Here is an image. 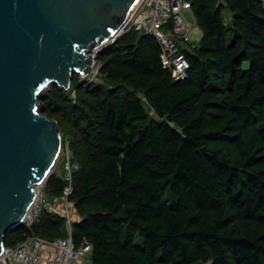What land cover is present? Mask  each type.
Instances as JSON below:
<instances>
[{
	"label": "trees",
	"instance_id": "obj_1",
	"mask_svg": "<svg viewBox=\"0 0 264 264\" xmlns=\"http://www.w3.org/2000/svg\"><path fill=\"white\" fill-rule=\"evenodd\" d=\"M218 2H193L202 38L182 49L186 79L130 31L98 53L106 84L74 74L75 98L56 83L40 97L77 162L73 239L90 240L92 264H264V0ZM65 185L47 180L54 197ZM65 222L43 211L5 246L63 237Z\"/></svg>",
	"mask_w": 264,
	"mask_h": 264
},
{
	"label": "water",
	"instance_id": "obj_2",
	"mask_svg": "<svg viewBox=\"0 0 264 264\" xmlns=\"http://www.w3.org/2000/svg\"><path fill=\"white\" fill-rule=\"evenodd\" d=\"M138 1L0 0V256L62 150L40 94L89 75L93 52L122 32Z\"/></svg>",
	"mask_w": 264,
	"mask_h": 264
},
{
	"label": "built area",
	"instance_id": "obj_3",
	"mask_svg": "<svg viewBox=\"0 0 264 264\" xmlns=\"http://www.w3.org/2000/svg\"><path fill=\"white\" fill-rule=\"evenodd\" d=\"M223 0H219L218 3ZM194 0H141L124 25L121 35L136 31L142 35L154 37L160 47V58L163 67L170 71L176 80L189 76L191 64L182 49H193L201 39L193 36L202 32L193 10ZM225 18V17H224ZM226 23H228L225 18ZM202 38V37H201ZM116 38L104 43L111 46ZM100 48H98L99 50ZM96 50L95 52H97ZM96 61L92 72L83 78L94 82L97 78ZM96 70V72H94ZM64 169L61 175L66 185L60 197H54L47 189V181L37 189L36 200L31 206L23 225L32 228L41 217L43 211H63L66 219V236L53 239L37 234H29L24 240L13 247H6L0 264H85L91 261L93 244L84 237L78 244L73 239V225L69 211L70 197L74 193L73 172L76 162L71 160L69 151L64 156ZM48 196L64 202V209H59L58 201H49Z\"/></svg>",
	"mask_w": 264,
	"mask_h": 264
},
{
	"label": "rangeland",
	"instance_id": "obj_4",
	"mask_svg": "<svg viewBox=\"0 0 264 264\" xmlns=\"http://www.w3.org/2000/svg\"><path fill=\"white\" fill-rule=\"evenodd\" d=\"M223 16L227 19V21L229 22V20H230V11L228 10V9H224L223 10ZM121 33V32H120ZM117 34L116 35V37H114V38H116V40L115 41H117V40H119L120 38H121V34ZM194 38H196V39H201V37H202V32H200L198 35H196V36H193ZM106 47V44L104 45V46H101V47H99L100 49L98 50V49H96V50H98L97 52H93V54L95 55V61H96V67H95V69H98L97 71V74L96 75H98L97 76V78H96V80L93 82V83H98V84H106V82H105V80H104V75H105V73H104V71H103V65H102V62L100 61V60H98V53L101 51V50H103L104 48ZM106 49V48H105ZM249 66V61H246V62H244V67L245 68H247ZM94 72H96V70H94ZM79 77L77 78L78 79V81H82V82H87V83H92V82H89V80H86L85 78H83V75H80V74H77ZM50 87H51V85L47 88V89H45L41 94H40V97H41V95L46 91V90H49L50 89ZM70 90H72V88L70 89ZM71 95H72V97L73 98H75L76 97V91L73 89L72 91H71ZM41 107H42V102L40 103V106H39V110L41 109ZM148 107V106H147ZM148 112H149V114H153V112H152V110L150 109V107H148ZM51 119H53V120H56V119H54V118H51ZM57 121V120H56ZM57 124H58V122H57ZM58 126H59V124H58ZM60 127V126H59ZM61 129V128H60ZM61 132H62V130H61ZM62 136H63V134H62ZM63 139V138H62ZM67 151H69V153H70V156H71V160L72 161H75V160H73V154H72V152H71V149H70V147H69V142L67 141H65V144H63V142H62V150H61V153H60V155H59V158H58V160H57V163H56V165H55V168H54V170H56V173H57V175L59 176V177H61V175L63 174V173H66V170L64 169V156H65V154H66V152ZM76 162V161H75ZM75 167H77V162H76V165H75ZM53 170V171H54ZM167 198L168 199H170V202L172 203V202H174L175 201V198H174V196L172 195V193L169 191V190H167ZM48 200L49 201H52V202H54V201H56L57 199H55L53 196H48ZM58 201V207H59V209H61L62 208V210L64 209L63 207H64V202L62 201V200H57ZM69 211H70V213H71V221H72V223L73 222H75L76 220L78 221V220H80L81 219V217L78 215V213L76 212V210H75V207H74V205H72V202L70 201V204H69ZM61 214L62 215H64L63 214V211L61 212ZM63 234L66 236L67 235V228H66V226H65V228L63 229ZM138 242H142V239L141 238H139L138 239ZM85 264H88L87 262H85Z\"/></svg>",
	"mask_w": 264,
	"mask_h": 264
},
{
	"label": "bare ground",
	"instance_id": "obj_5",
	"mask_svg": "<svg viewBox=\"0 0 264 264\" xmlns=\"http://www.w3.org/2000/svg\"><path fill=\"white\" fill-rule=\"evenodd\" d=\"M141 0L138 1V3L140 2ZM138 3L135 5L134 9L136 8V6L138 5Z\"/></svg>",
	"mask_w": 264,
	"mask_h": 264
},
{
	"label": "crops",
	"instance_id": "obj_6",
	"mask_svg": "<svg viewBox=\"0 0 264 264\" xmlns=\"http://www.w3.org/2000/svg\"><path fill=\"white\" fill-rule=\"evenodd\" d=\"M88 264H92V262L90 261V262H88Z\"/></svg>",
	"mask_w": 264,
	"mask_h": 264
}]
</instances>
